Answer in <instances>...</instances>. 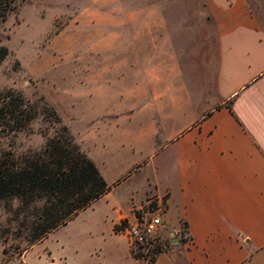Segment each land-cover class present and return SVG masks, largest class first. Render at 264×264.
<instances>
[{"label": "crops", "instance_id": "0c3cea01", "mask_svg": "<svg viewBox=\"0 0 264 264\" xmlns=\"http://www.w3.org/2000/svg\"><path fill=\"white\" fill-rule=\"evenodd\" d=\"M200 1L213 17L200 23L210 41L194 52L199 75L215 74L207 97L189 89L180 60L197 23L167 18L160 3L139 5L122 20H103L93 9L99 16L90 21L86 68L81 56L71 58L73 76L86 78L79 84L86 85L88 145L79 142L110 186L94 201L131 176L120 183L118 172L142 166L133 158L145 144L161 136L172 142V182H146L138 200L126 182L124 203L112 201L111 231L124 237L114 229L121 220L165 197L161 231L170 230L161 233L169 245L154 264H179L180 255L186 264H264V96H254L264 89V0ZM183 109L190 118L175 129ZM117 254L118 264H139L128 241Z\"/></svg>", "mask_w": 264, "mask_h": 264}, {"label": "rangeland", "instance_id": "374dc122", "mask_svg": "<svg viewBox=\"0 0 264 264\" xmlns=\"http://www.w3.org/2000/svg\"><path fill=\"white\" fill-rule=\"evenodd\" d=\"M153 3H160L169 19L197 23L182 41L184 49L190 51L182 52L180 60L183 79L189 89L200 87L207 97L214 87L215 74L199 75L203 66L201 61L195 60L200 56L194 52L210 41V29L202 28L200 23L212 22L213 17L200 0H19L17 8L0 23V47H6L8 51L0 62V92H18L34 106L37 115L28 131L10 132L0 128V155L39 152L48 139L57 135L61 125L68 128L84 152L79 141H83L84 147L88 145V105L86 85L80 84L86 83V78L73 76L71 58L72 55L81 56L80 64L86 68L88 34L93 29L90 21L95 20L94 14L99 16L93 9L104 14L103 20H122L128 11ZM246 92L238 97L241 99ZM260 95L264 96V89L254 94ZM150 111L148 108V114ZM204 111L205 106L195 109L198 115ZM52 112L59 116L60 122L56 123ZM189 118V111H180L175 129L185 125ZM172 148V142L164 136L153 144H145L133 158L135 166L143 163L142 166L128 174L118 172L120 183L127 175L131 176L115 187L110 197L94 201L35 244L23 238L27 230L19 227L21 218L19 221L13 219L19 201L12 200L9 207L1 202L0 264H118L120 255L117 251L126 246L127 240L114 236L111 231L115 214L112 201L124 203L126 182L131 184L136 200L142 196L146 182L161 186L172 182L168 168L173 165ZM158 162L160 165H156ZM161 198V202H146L143 210L161 217L165 197ZM41 204L35 203L38 207ZM31 219L29 217V221ZM169 230L166 228L161 232L167 237ZM165 243L169 245L168 239ZM182 256H178L177 261L186 264Z\"/></svg>", "mask_w": 264, "mask_h": 264}, {"label": "trees", "instance_id": "16d2710c", "mask_svg": "<svg viewBox=\"0 0 264 264\" xmlns=\"http://www.w3.org/2000/svg\"><path fill=\"white\" fill-rule=\"evenodd\" d=\"M18 2L0 0V23L17 8ZM7 54V48L1 46L0 62ZM52 114L56 123L60 122L59 116L55 112ZM36 115L34 106L18 92H0L1 129L28 131ZM109 189L65 125L60 126L57 135L48 139L39 152L0 155V203L9 207L12 200L19 201L13 219L19 221L21 218L18 224L27 230L23 238L28 243L42 241ZM37 202L42 203L40 207L35 205ZM29 217H32L30 221ZM114 229L118 232L119 224ZM151 259L154 264L155 258Z\"/></svg>", "mask_w": 264, "mask_h": 264}, {"label": "built area", "instance_id": "2783aa9c", "mask_svg": "<svg viewBox=\"0 0 264 264\" xmlns=\"http://www.w3.org/2000/svg\"><path fill=\"white\" fill-rule=\"evenodd\" d=\"M161 227L162 219L158 214L140 208L133 218H125L119 223L118 233L127 239L130 252L139 264H152L151 257L155 258L166 249Z\"/></svg>", "mask_w": 264, "mask_h": 264}, {"label": "water", "instance_id": "95a60500", "mask_svg": "<svg viewBox=\"0 0 264 264\" xmlns=\"http://www.w3.org/2000/svg\"><path fill=\"white\" fill-rule=\"evenodd\" d=\"M171 236H173V234H172ZM176 241H177V240H175V239L173 240V242H176Z\"/></svg>", "mask_w": 264, "mask_h": 264}]
</instances>
